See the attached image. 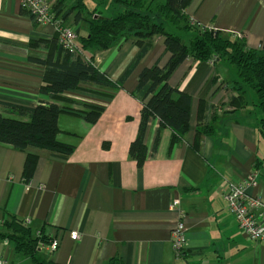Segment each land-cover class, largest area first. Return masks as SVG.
Returning a JSON list of instances; mask_svg holds the SVG:
<instances>
[{"label": "crops", "instance_id": "obj_1", "mask_svg": "<svg viewBox=\"0 0 264 264\" xmlns=\"http://www.w3.org/2000/svg\"><path fill=\"white\" fill-rule=\"evenodd\" d=\"M24 12L21 0H0V101L34 107L49 100L40 93L44 67L30 59L48 51L34 42L51 40L56 32ZM186 13L197 25L244 37L250 48L263 44L264 0H192ZM85 33L81 25L77 40ZM78 41L76 50L86 59L93 57L113 82L122 78L140 50L134 39L103 51L81 50ZM169 58L164 37L158 36L119 88L87 85L89 90L66 92L75 109L92 103L104 111L94 124L80 114L62 112L59 140L75 149L69 155L36 150L29 183L22 179L27 154L0 144V219L7 211L29 219L34 234L58 238L57 251H44L57 264H110L114 258L125 264H264V243L245 235L224 198L228 181L256 174L257 184L248 193L264 202L260 114H249L250 108L231 113L221 106L235 94L231 65L193 58L181 64L169 83L192 97L189 130L171 146L172 130L164 128L155 148L160 123L153 117L145 135L148 155L143 166L129 154L143 105L133 95L139 74L158 62L163 66ZM202 101L216 106L217 115L212 132L201 137L196 150ZM175 198L185 212L181 254L172 243L177 214L170 203ZM73 231L81 234L79 240L72 239ZM0 258L26 263L3 239Z\"/></svg>", "mask_w": 264, "mask_h": 264}, {"label": "trees", "instance_id": "obj_2", "mask_svg": "<svg viewBox=\"0 0 264 264\" xmlns=\"http://www.w3.org/2000/svg\"><path fill=\"white\" fill-rule=\"evenodd\" d=\"M51 1L53 11L64 25H68L67 22L72 19L77 26V34L81 25L86 29V33L79 36L81 50H109L127 39H134L140 50L122 78L113 82L97 67L93 57L86 59L78 50L66 49L60 43L57 32L51 40L34 42L48 51L43 57L30 59L44 67L40 93L49 100H42L34 107L0 101V144L27 154L22 172L25 183H29L34 175L38 160L36 150L62 155L74 151L73 144L59 140L62 112L80 114L87 123L94 124L104 111V106L92 103H81L82 108L75 109L76 102L68 98L66 92L89 90L85 88L87 85L111 90L119 88L158 36L164 37L170 58L163 66L158 62L144 68L133 92L143 104L138 133L129 146V154L138 166H143L147 159L145 135L151 118L157 117L160 123L155 148L164 128L172 130L171 146L180 142L189 130L192 97L169 83L173 72L188 58L214 65L220 62L231 65L236 72L232 83L235 94L221 106L232 107L230 112L235 113L252 105L249 114H260L259 126L264 130V41L260 49H253L248 47L244 37L224 36L214 28L195 27L186 13L192 0ZM90 1L95 3L93 9L90 8ZM102 6L112 7L115 12L106 16L99 9ZM183 31L196 35L186 43L179 34ZM216 109V106L203 101L200 104L196 150H199L201 137L213 130ZM3 215L0 219V239L7 240L14 252L24 258L25 264H57L45 255V250L40 246L41 243L49 244V238L34 234L30 225L20 217L7 211H3ZM110 264L125 263L120 258H114Z\"/></svg>", "mask_w": 264, "mask_h": 264}, {"label": "built area", "instance_id": "obj_3", "mask_svg": "<svg viewBox=\"0 0 264 264\" xmlns=\"http://www.w3.org/2000/svg\"><path fill=\"white\" fill-rule=\"evenodd\" d=\"M22 8L29 13L32 20L40 25H51L59 35L60 43L68 50H76V28L64 25L53 11L51 0H21ZM193 23V22H192ZM193 25L199 29L212 28L210 26ZM257 184V175L253 174L247 179L231 180L226 184L224 198L229 211L234 215L239 227L245 235L255 241L264 243V202L256 196L248 193V189ZM170 210L177 214V222L172 230L173 248L177 254H181L186 245V231L184 228L185 212L182 210L179 199H172ZM27 224L29 219H25ZM2 222L0 221V224ZM38 236H43L41 232ZM73 240L81 238L78 231L71 232ZM41 249L54 253L59 249L60 241L52 238L49 244H40ZM0 264H11L10 260L0 258Z\"/></svg>", "mask_w": 264, "mask_h": 264}, {"label": "rangeland", "instance_id": "obj_4", "mask_svg": "<svg viewBox=\"0 0 264 264\" xmlns=\"http://www.w3.org/2000/svg\"><path fill=\"white\" fill-rule=\"evenodd\" d=\"M95 3H93V2H91L90 1V8L91 9H93V5H94ZM109 7L108 6H102V7H100L99 9L104 13V15H106V16H108L109 14L110 15H112L113 13L112 12H114V11H112V9H108ZM109 11H111V13H109ZM68 23V25L67 26H71V27H74L75 26V28L77 27L75 24H73V20L71 19L69 22H67ZM180 35H182V37H183V41L184 42H186L187 43V41H189L191 38H193L195 35H196V33H194V32H189V31H183V32H180L179 33ZM78 35V34H77ZM224 36H227V35H225L224 34ZM78 39V38H77ZM78 41V40H77ZM77 41H76V43H77ZM227 108H229V107H227ZM247 108H250L251 110L253 109V107H252V105H249V107H247ZM246 108V109H247ZM230 110L231 109H233L232 107H230L229 108Z\"/></svg>", "mask_w": 264, "mask_h": 264}]
</instances>
